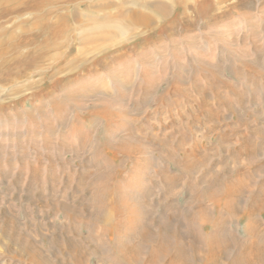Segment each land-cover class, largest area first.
<instances>
[{
  "label": "rangeland",
  "instance_id": "1",
  "mask_svg": "<svg viewBox=\"0 0 264 264\" xmlns=\"http://www.w3.org/2000/svg\"><path fill=\"white\" fill-rule=\"evenodd\" d=\"M53 2L40 12L28 7L0 20L4 29H14L15 37L27 30L26 43L10 58L22 53L30 65L22 69L18 62L0 65V264H35L19 248H29L33 240L40 248L41 264H67L68 255L59 257L57 242L76 237L80 243L87 235L90 243L82 264H130L110 260L119 256V250L112 248L109 231L101 230L95 218L105 209L102 192L109 177L126 193L133 195L134 188L137 196L149 190L153 199L166 187L160 176H175L176 198L171 193L174 199L159 201L167 206L149 205L155 211L179 208L181 217L189 184L203 199L201 176L223 175L236 167L234 154L243 134L264 143V0ZM159 4L168 6L170 15L162 16L155 7ZM198 10L204 14H195ZM130 12L148 15L152 24L141 26L120 16ZM34 22L46 25L43 36L30 33ZM51 28L57 31L55 36L49 35ZM44 37L49 48L40 61L34 59L33 43ZM88 37H92L88 42L79 41ZM72 67L76 68L70 71ZM67 94L85 95L84 110ZM217 94L225 99L218 103L221 110ZM109 99L117 101L112 107L127 111L123 121L92 114ZM207 108L222 114L211 120ZM216 120L218 124L212 125ZM249 129L257 130L254 137L259 140ZM130 132L140 135L152 164L143 163L147 153L114 157L113 144ZM259 154L236 159L255 169L264 162V148ZM120 174L122 179L117 178ZM259 174L255 180L264 177ZM258 182H252V189ZM212 207L205 210L215 220L218 214ZM244 223L236 216L230 224L236 231L229 234L238 241L243 240ZM187 224L184 230L189 235L201 237L200 256L192 264H204L210 226L204 229L195 218ZM153 229L159 232L157 225Z\"/></svg>",
  "mask_w": 264,
  "mask_h": 264
},
{
  "label": "bare ground",
  "instance_id": "2",
  "mask_svg": "<svg viewBox=\"0 0 264 264\" xmlns=\"http://www.w3.org/2000/svg\"><path fill=\"white\" fill-rule=\"evenodd\" d=\"M43 1L44 0H0V20L2 17L10 15L11 13L16 12L15 14L18 15L19 12L28 7H33L37 13L40 12L43 7L54 5L53 0L46 5L43 4ZM155 7L162 16L170 15V9L168 6L159 4L155 5ZM201 10H203V8ZM201 10H198L195 14H204V11ZM120 16H124V18L126 16L129 20H135L141 26L152 24L151 18L140 12H130ZM1 25L3 24H0V65L6 67L13 62H18L21 69L26 66H29L30 68V65L26 64V58L23 57L24 55L22 53H20L21 56L19 57L10 58L11 55L19 51L20 47L26 43L24 40L26 38L25 32H27V30L22 29L21 32L16 35L17 37H15L14 29L11 28V30H7L4 29V27H1ZM45 27L46 25L34 22L30 33L37 34V36H43ZM6 28L9 27L6 26ZM53 29L54 28H51L49 30V35L55 36L57 31ZM52 31L55 33L53 34ZM2 36H4V38ZM91 38L92 37L86 39L81 38L79 41H81V43L88 42ZM46 41L47 38L44 37L43 40L39 38L37 42L33 43L37 49V54H34V59H40V61H42L40 58L42 52L45 51V48H49V45H47L48 42ZM246 65L250 66L247 63ZM75 68L76 67H72L70 71L75 70ZM53 72L52 68V73ZM261 82L263 81L261 80ZM216 84L217 83L215 82H208V85L213 87L214 85L216 87ZM199 92H201L202 95L205 94L201 89ZM65 97H68L67 99H70L81 110H84V105L81 101L82 98H85V95L82 94V96L77 97L67 94ZM223 99L224 98L217 94L216 103H223L225 100ZM115 102H117L115 99L102 101L99 106L100 109L93 111L92 114L110 121H123V115H126L127 111L125 109L117 110L114 106L112 107V104ZM219 104L218 109H220ZM207 110L211 120H214L222 114H220V112H211L208 108ZM213 122L212 125L215 124L214 126L218 124L217 120L216 123ZM233 131L234 129L231 131L232 134ZM254 132H257V130L249 129L248 131V133L253 134V139L256 138L254 137V134H256ZM139 136L140 135L138 134L136 135L135 133L130 132L129 137L122 139L119 143H116V145L113 144L114 150L116 151L114 157L119 158L120 155H124L127 158H133L136 156H145L144 154L146 153L149 155L145 143L140 141ZM245 137L246 134H243L239 139L241 140V143H239L241 147L234 154L235 158L233 160L236 162V167L234 169L226 170L223 175L218 174L209 178L204 176L200 177L199 181L205 183V196L203 199L198 195L196 196V193H194V185H188V198L184 201L185 206L183 208L180 207L183 215L181 217L177 212L179 208L177 210L174 209L169 211L168 208H163V210H161L158 206L160 210L158 211L157 209V211H155V207H152L153 204L164 205L166 201L161 203L164 199L167 201L174 199L172 198L171 193L176 184L175 176L164 175L165 177L163 178L159 175L160 179L164 180L166 187L162 189L164 191L159 198L154 197L153 199V192L151 193L149 190H141L136 196L134 195L136 190L133 191L132 189L134 188H132L131 191L134 193L133 195H130L126 193L127 191L123 190V188L126 190L125 187L122 188L120 184H113L111 182L113 176L109 177L108 183L102 192L104 201L100 200L104 202L103 205L105 206V209L103 208L100 212L98 211L95 218L102 224L101 230L104 229L109 231L112 248L119 250V256L116 258L110 257V260L117 259L122 262L128 261L130 264H140L143 263V261L145 264H154L166 259L165 262L167 264H192L200 256L201 237L197 233L189 235L184 228L191 219L195 218V221L197 220L200 224L204 225V229L205 226H210V230L206 233L208 236L205 238V252L203 255L204 264H264V177L262 179L261 177L260 179H257L259 182L258 185L255 183L257 185L255 186L256 189H252L253 187L251 186L252 182L257 181L254 178L259 176V173H264V162L258 164L256 167L254 165V169L251 165H243L236 159V157L241 155H245L248 159H254V157L260 155L259 153L263 150L264 143H255ZM149 138L153 140L152 137ZM150 139L148 141H151ZM260 139L263 140L262 137ZM257 140H259V138ZM153 162L154 159L150 155L143 158V163L145 164H152ZM160 173L163 172L160 170ZM117 178L122 179V174L118 175ZM80 179H82V177H80ZM149 181H152V179H149ZM153 182L154 181H152V183ZM154 183L156 184V182ZM154 183L152 185H154ZM160 186L161 185L158 187L160 188ZM167 186L170 187V191H166ZM137 192L138 191H136V193ZM163 195L164 197H162ZM173 197H175L174 194ZM204 199H207L208 203L203 201ZM210 201L213 204H211V206H213L212 208L215 209L214 211L218 214L215 220L208 217V211L206 212L205 210L208 208ZM149 204L152 205L150 206ZM165 206L167 205L165 204ZM211 206L209 209H211ZM64 208L67 209L66 206H64ZM153 210L158 212L155 218H153ZM222 212L223 214L229 215V217L224 218ZM238 212H240V215L237 214ZM257 215H259L260 218H257ZM236 216H238L239 219L243 218L245 220L243 227L244 237L243 240L241 238V241H238L229 234L230 231H236L232 228L234 226L231 227L230 225L233 224V217ZM152 224L157 225L159 234L154 232ZM115 234L117 235L116 237H114ZM119 235L122 238H119ZM87 236L86 239L81 240L80 243L76 240V237L75 240H73L74 238L72 239L68 237L65 238V241H58L57 247H59V257L62 253L66 252V255H68L65 260L67 264L69 262L70 264H82V260L85 256V247L88 246L87 241L89 240V236ZM80 237L79 239H81ZM94 244L97 243L94 242ZM19 248L21 252L25 251L29 259L34 261L35 264H41L40 248L35 246L34 240L30 243L29 248L24 247L23 245H20ZM24 248L26 249L24 250ZM145 248H149L146 252V257L143 256V253L146 251ZM231 248H234L235 250V252H233L234 254L232 253V256L230 254ZM144 257L145 260L142 259ZM59 260H62L61 262H63V259Z\"/></svg>",
  "mask_w": 264,
  "mask_h": 264
}]
</instances>
